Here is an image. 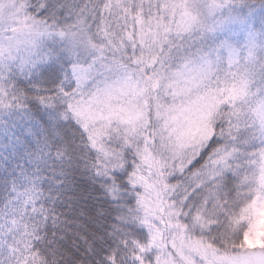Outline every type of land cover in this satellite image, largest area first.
I'll use <instances>...</instances> for the list:
<instances>
[{
  "label": "snow or ice",
  "instance_id": "1",
  "mask_svg": "<svg viewBox=\"0 0 264 264\" xmlns=\"http://www.w3.org/2000/svg\"><path fill=\"white\" fill-rule=\"evenodd\" d=\"M0 264H264V0H0Z\"/></svg>",
  "mask_w": 264,
  "mask_h": 264
}]
</instances>
